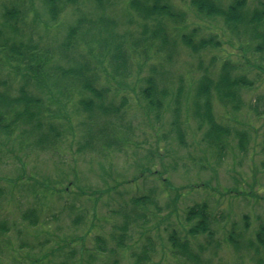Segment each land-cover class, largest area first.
Returning a JSON list of instances; mask_svg holds the SVG:
<instances>
[{"label":"rangeland","instance_id":"rangeland-1","mask_svg":"<svg viewBox=\"0 0 264 264\" xmlns=\"http://www.w3.org/2000/svg\"><path fill=\"white\" fill-rule=\"evenodd\" d=\"M134 1L55 0L59 13L53 19L49 0H0V41H32L39 53L50 50L57 57L69 30L82 17L92 24L115 19L110 31L136 37L143 22L131 8ZM169 1L186 15L183 25L166 21L172 38L193 28L203 36L221 35V50L206 53L204 65H210L214 56L217 70L229 59L253 83L238 92L237 111L213 99L217 121L234 132L230 146L216 154L204 142L205 130L199 129L191 113L203 73L195 71L199 59L182 46L171 64L150 52V59H141L142 66L133 64L131 74L110 81L107 101L120 107L123 115L119 123L114 118V124L123 127L113 135L124 140L121 148L90 151L87 127L82 124L87 116L74 102H65L64 107L48 94L37 93L49 109L44 114L57 112L53 121L62 137L52 150L36 153L14 142L23 137L21 127L12 139L0 135V223L8 227L0 238V264H192L173 253L169 237L174 232L189 240L200 264H264V247L257 238L264 226V115L255 113V109L264 113V59L245 41L223 34L222 24L198 16L190 0ZM259 3L264 0H248L247 9L255 10ZM12 7L21 11L19 35L4 19ZM92 24L80 26L77 48L71 53L85 57L98 52V46H84L82 39ZM104 64L107 71V61ZM0 68V78L19 89L21 78L4 54ZM152 68L173 77L170 94L185 86L178 128L172 126L170 112L164 111L163 119L157 120L143 107L140 91ZM6 91L0 87V93ZM9 94L18 96L13 90ZM237 132L246 134L244 151L238 147ZM147 195L154 197V203L137 204ZM202 204L208 206L213 236L192 237L189 231L198 219L188 222V209ZM124 224L128 230L120 247Z\"/></svg>","mask_w":264,"mask_h":264},{"label":"trees","instance_id":"trees-1","mask_svg":"<svg viewBox=\"0 0 264 264\" xmlns=\"http://www.w3.org/2000/svg\"><path fill=\"white\" fill-rule=\"evenodd\" d=\"M96 1L101 3L102 0ZM135 1L132 2L131 8L143 22V31L136 37L120 36L110 31L116 24L115 19L101 20L100 23L92 24L82 17L78 21L79 25L69 30L65 43L61 45L62 48L59 47L60 54L58 53L57 57H53L54 54H51L50 50L39 53L32 41L25 44L13 39H2L0 54L5 55L10 68H15L16 76L21 78V85L19 89L14 90L0 78V87H7L5 94L0 93V135L12 139L21 127L23 137L14 139L21 149L29 148L36 153L52 150L60 141L62 133L59 125L53 121L57 112H50L49 116L44 114L49 109L44 106L41 95L46 93L51 101L59 105L74 102L73 105L77 106L81 114L87 116L82 124L87 127L86 147L90 151L102 153L108 148L113 150L115 147L121 148L124 140L118 137L114 139L113 135L118 134L123 128L118 127L123 115L120 107L110 105L107 101L110 81L126 77L127 72L131 74L133 64L136 62L140 67L141 59L145 56L150 59V52L171 64L173 57L178 54L179 47L182 46L199 59L195 71L203 73L197 84L198 91L192 98V117L198 122L199 129L205 130L204 142L211 150H215L217 154L227 149L234 132L231 127L217 121L213 99L215 98L224 107H232V110L237 111L241 106L238 92L242 88L250 89L253 83L246 76L240 75L238 66L229 59L221 61L217 70L214 65L217 60L214 56L210 65H204L203 56L206 53L221 50L223 46L221 35L203 36L198 28H193L189 33H181L178 42L177 38L171 37L165 23L169 21L183 25L186 21L185 13L175 9L169 0ZM190 4L198 16L222 24L223 34H229L241 42L245 41L247 48L253 49V53L261 55L264 59L263 3H259V7L255 10L247 9L248 0H190ZM48 6L52 18L55 19L56 14L59 13L58 4L55 0H49ZM19 15L21 11L17 7L6 9L4 13L5 22L14 35L20 33ZM151 22L155 24L150 25ZM91 24L93 27L84 31L82 39L85 40H83L84 46L90 44L98 46L96 50L98 52L96 54L88 52L85 57L71 53L81 27ZM102 36L105 40H98V37L101 39ZM0 37H2L1 31ZM105 61L109 67L107 71ZM160 69L152 68L151 74L143 79L145 85L140 91L143 107L157 120L163 119L164 111L170 112L172 126L178 128L186 89L184 84H181L175 94H170L169 85L174 83L173 77L162 73ZM31 88L34 90H30ZM9 90L16 91L18 96H11ZM255 113L258 116L264 115L258 113L256 109ZM114 118L117 124H114ZM235 136L240 140L239 149L244 151L246 134L237 132ZM153 198L152 195L144 196L137 201V204L140 202L147 204L148 201L154 203ZM193 218H197L198 222L189 231L190 236L202 234L213 236L207 204L188 209L187 221L191 222ZM127 230L128 225L124 224L121 228L123 234L119 240L120 247L123 245L122 239L125 238ZM7 232L6 222L0 223V238ZM257 238L264 247V226L261 227ZM230 240L236 243L233 236ZM169 241L175 255H181L182 258L184 256L192 264H200L197 255L191 250L189 240L180 239L174 232L169 237Z\"/></svg>","mask_w":264,"mask_h":264}]
</instances>
